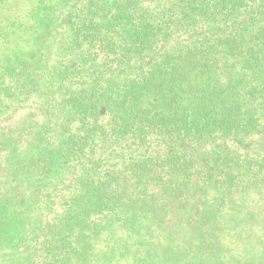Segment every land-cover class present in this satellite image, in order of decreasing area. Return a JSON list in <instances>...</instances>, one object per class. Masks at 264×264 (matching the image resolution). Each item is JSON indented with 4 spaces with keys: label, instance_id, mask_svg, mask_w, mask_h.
Returning <instances> with one entry per match:
<instances>
[{
    "label": "trees",
    "instance_id": "1",
    "mask_svg": "<svg viewBox=\"0 0 264 264\" xmlns=\"http://www.w3.org/2000/svg\"><path fill=\"white\" fill-rule=\"evenodd\" d=\"M0 264H264V0H0Z\"/></svg>",
    "mask_w": 264,
    "mask_h": 264
}]
</instances>
